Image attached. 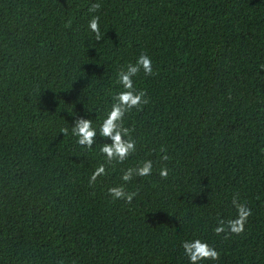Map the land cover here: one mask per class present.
Segmentation results:
<instances>
[{
  "label": "trees",
  "instance_id": "obj_1",
  "mask_svg": "<svg viewBox=\"0 0 264 264\" xmlns=\"http://www.w3.org/2000/svg\"><path fill=\"white\" fill-rule=\"evenodd\" d=\"M142 53L150 102L124 121L136 152L89 187L111 141L88 151L71 128L99 130ZM145 160L132 203L114 200ZM234 197L252 215L225 240L214 229L236 218ZM195 239L220 252L200 264H264V0H0V264H190Z\"/></svg>",
  "mask_w": 264,
  "mask_h": 264
},
{
  "label": "clouds",
  "instance_id": "obj_2",
  "mask_svg": "<svg viewBox=\"0 0 264 264\" xmlns=\"http://www.w3.org/2000/svg\"><path fill=\"white\" fill-rule=\"evenodd\" d=\"M100 9L101 4L96 2L90 5L88 11L95 13ZM88 28L95 35L97 42L104 38V33L101 32L100 28L99 16H92L88 22ZM141 71L147 76L154 74L152 60L144 53L139 55L135 63H129L125 69L118 72L116 83L121 85L123 90L113 96L114 102L112 103L111 110L100 124L99 130L93 127L91 119L79 117L74 121V125L71 128V135L77 138V144L83 149L91 151L98 135L104 141H111L110 143L104 142L99 149L100 154L105 160L104 163L99 164L92 172L89 178V187H94L99 178L107 175L106 164H123L136 152V142L131 138L132 129L126 127L124 121L126 115L132 112L133 109L141 111L143 106L150 102L147 92L142 89H137L134 83V78ZM60 133L63 136H67L69 135V129L61 128ZM160 152L162 153L160 156L161 160H169L165 147L162 146ZM152 171V160H145L142 164L122 170L121 180L124 183L109 188L108 194L114 200L122 199L126 203L131 204L138 193L126 191L127 184L136 177L150 176ZM159 175L161 178L167 179L169 169L167 167H161ZM232 204L237 210L236 218L227 221L221 219L219 220V226L214 229L215 234L218 236L223 234V239L225 240L233 235L240 236L244 234L245 225L248 218L252 215L251 208L246 203L240 202L238 197L233 198ZM182 247L190 264H200L204 260L218 261L220 259V252L200 239L184 241Z\"/></svg>",
  "mask_w": 264,
  "mask_h": 264
}]
</instances>
